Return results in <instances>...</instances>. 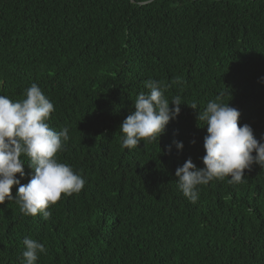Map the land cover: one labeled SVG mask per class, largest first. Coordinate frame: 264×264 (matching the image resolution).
Wrapping results in <instances>:
<instances>
[{
  "label": "trees",
  "instance_id": "trees-1",
  "mask_svg": "<svg viewBox=\"0 0 264 264\" xmlns=\"http://www.w3.org/2000/svg\"><path fill=\"white\" fill-rule=\"evenodd\" d=\"M261 77L264 0H0V95L23 100L38 85L54 105L46 123L69 129L56 158L85 181L47 220L21 213L13 185L0 204V264H22L25 237L45 247L36 264H264V168L199 185L195 203L175 176L189 158L204 166L197 115L209 101L264 137ZM147 80L170 108L179 96L181 111L157 141L122 148L120 125ZM20 159L27 184L34 170Z\"/></svg>",
  "mask_w": 264,
  "mask_h": 264
},
{
  "label": "clouds",
  "instance_id": "clouds-1",
  "mask_svg": "<svg viewBox=\"0 0 264 264\" xmlns=\"http://www.w3.org/2000/svg\"><path fill=\"white\" fill-rule=\"evenodd\" d=\"M130 2L142 7L152 0ZM260 81L264 82V77ZM144 83L150 91L136 97L134 111L120 125V132L124 134L121 146L125 149H134L145 139L157 141L168 123L181 111L179 96L173 97L171 104L174 107L170 108L159 81ZM189 106L192 109L198 107L195 103ZM53 111V103L36 83L26 90L23 100L13 102L0 95V204L6 198L12 199L11 189L18 185L15 201L21 213L33 217L42 214L45 220L51 216L47 209L62 194L78 193L85 184L82 176L56 158L69 139V129L64 127L57 132L49 127L46 121ZM240 115L229 103L217 101H209L204 111L198 113L197 119L205 122L207 132L203 138L205 155L201 158L204 166L197 167L189 158L175 171L178 187L190 202L197 201L199 185L224 177H230V184L240 183L245 169H250L254 163L264 168V142H261L264 137L257 140L250 125H239ZM173 145L177 150L183 149L181 141L174 140ZM171 147L168 146L169 154ZM22 154L30 158L28 166L34 170L27 184H21L20 179L25 176V164L20 159ZM22 244L25 248L22 264H36L39 253L45 252L44 245L30 237H25Z\"/></svg>",
  "mask_w": 264,
  "mask_h": 264
}]
</instances>
